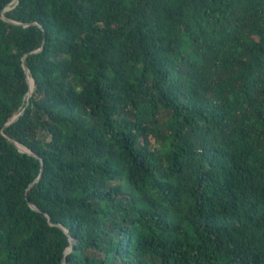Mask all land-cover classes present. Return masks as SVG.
<instances>
[{
  "label": "trees",
  "instance_id": "obj_1",
  "mask_svg": "<svg viewBox=\"0 0 264 264\" xmlns=\"http://www.w3.org/2000/svg\"><path fill=\"white\" fill-rule=\"evenodd\" d=\"M11 1L0 264H264V0Z\"/></svg>",
  "mask_w": 264,
  "mask_h": 264
},
{
  "label": "water",
  "instance_id": "obj_2",
  "mask_svg": "<svg viewBox=\"0 0 264 264\" xmlns=\"http://www.w3.org/2000/svg\"><path fill=\"white\" fill-rule=\"evenodd\" d=\"M13 1H15V0H12L11 2H13ZM6 8H7V6H5V7L3 8V10H5ZM2 18L5 19V17H3V16H2ZM22 67L24 68V71L27 72V70H26L24 64H22ZM26 80H27V82H28V76L26 77ZM29 92H30V89L28 90L27 96L29 95ZM19 113H20V112H19ZM19 113H17L16 115H14V116H13V117H12L7 123L13 121V120L19 115ZM15 145H17V144H15ZM21 147L23 148L22 150H21L18 146H17V149H18L19 151H22V152L31 153L30 151H28L27 149H25L23 146H21Z\"/></svg>",
  "mask_w": 264,
  "mask_h": 264
},
{
  "label": "rangeland",
  "instance_id": "obj_3",
  "mask_svg": "<svg viewBox=\"0 0 264 264\" xmlns=\"http://www.w3.org/2000/svg\"><path fill=\"white\" fill-rule=\"evenodd\" d=\"M8 7H9V6H7V8H6L5 10H7ZM16 146H18L21 150L23 149V148L21 147V145H18V144H17Z\"/></svg>",
  "mask_w": 264,
  "mask_h": 264
}]
</instances>
